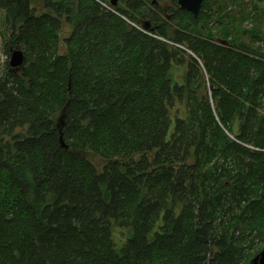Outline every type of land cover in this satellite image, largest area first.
<instances>
[{"label": "trees", "instance_id": "obj_1", "mask_svg": "<svg viewBox=\"0 0 264 264\" xmlns=\"http://www.w3.org/2000/svg\"><path fill=\"white\" fill-rule=\"evenodd\" d=\"M0 29L23 54L0 75V264L264 249V0L196 18L178 0H0Z\"/></svg>", "mask_w": 264, "mask_h": 264}, {"label": "water", "instance_id": "obj_2", "mask_svg": "<svg viewBox=\"0 0 264 264\" xmlns=\"http://www.w3.org/2000/svg\"><path fill=\"white\" fill-rule=\"evenodd\" d=\"M204 1L205 0H178V6L180 10L189 12L194 18H196ZM112 4L115 5V1ZM22 62V52L18 50L13 51L9 61L10 67L18 69ZM250 264H264V249L252 259Z\"/></svg>", "mask_w": 264, "mask_h": 264}, {"label": "rangeland", "instance_id": "obj_3", "mask_svg": "<svg viewBox=\"0 0 264 264\" xmlns=\"http://www.w3.org/2000/svg\"><path fill=\"white\" fill-rule=\"evenodd\" d=\"M162 5H167V2H163ZM34 6L38 8V5L37 4H34ZM1 33H3V31L0 29V52H3V48H2V34ZM69 34H70V29L67 26L63 25L62 26V29H61V33L59 35V40H60L59 52L62 53V54L65 51V47H64V44H63V40L65 38H67L69 36ZM5 63L3 65H0V75L4 72ZM89 159H90V161L93 164H95L98 167L103 164L102 161L99 158H97V157H90Z\"/></svg>", "mask_w": 264, "mask_h": 264}, {"label": "clouds", "instance_id": "obj_4", "mask_svg": "<svg viewBox=\"0 0 264 264\" xmlns=\"http://www.w3.org/2000/svg\"><path fill=\"white\" fill-rule=\"evenodd\" d=\"M7 60L8 57L3 52H0V65H3Z\"/></svg>", "mask_w": 264, "mask_h": 264}]
</instances>
